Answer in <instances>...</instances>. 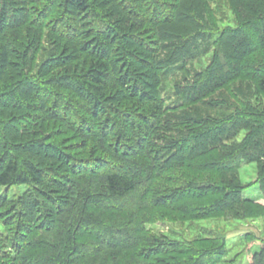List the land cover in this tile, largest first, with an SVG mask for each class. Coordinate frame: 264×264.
<instances>
[{
    "label": "trees",
    "instance_id": "1",
    "mask_svg": "<svg viewBox=\"0 0 264 264\" xmlns=\"http://www.w3.org/2000/svg\"><path fill=\"white\" fill-rule=\"evenodd\" d=\"M210 1L0 0V187L27 188L0 195L16 218L0 264L222 261V237L204 248L145 230L166 211L195 219L250 203L236 176L198 187L170 169L256 162L264 193V0H226L235 24L213 38ZM176 69L191 77L164 97ZM67 132L83 141L75 154L51 142ZM248 254L264 264V241Z\"/></svg>",
    "mask_w": 264,
    "mask_h": 264
},
{
    "label": "rangeland",
    "instance_id": "2",
    "mask_svg": "<svg viewBox=\"0 0 264 264\" xmlns=\"http://www.w3.org/2000/svg\"><path fill=\"white\" fill-rule=\"evenodd\" d=\"M207 7L209 8L207 13L211 15L210 17L208 16L209 19L207 23H209V25H206L204 30L209 33L212 38L223 27L233 26L235 24L234 13L226 0L210 1ZM45 34L47 36L46 31L43 32V35ZM47 45L48 43H46L43 38L41 46ZM41 53L42 50L37 52L33 71L41 60ZM210 54L211 53H208L202 58L188 61L185 67L189 70H200L207 64ZM184 76L188 78L191 77L188 73L180 69H176L173 73L168 74L166 78L163 79L161 85L163 96H169L175 81L183 79ZM20 90H23V88ZM167 102L171 101L167 100ZM178 110V112H182V109ZM210 112H212V114H220L217 109L213 111L211 109ZM243 134V131L239 133L237 139H241ZM53 141L51 142L68 148V153L71 154H75V150H78L76 148L83 142L81 138H77L73 132L59 135L57 139ZM48 153L51 152L49 151ZM85 154L86 151L83 155ZM185 167L186 166H183L176 170L170 169L169 171L178 175L182 182L186 180L197 182L198 187H203L208 182L217 184L222 180L233 179L236 176L238 181L242 184L241 197L245 202L248 201L250 203L239 204L231 211L218 213L216 215L201 214V217L195 219L186 217H184L186 218L184 219L182 218L183 216L178 213H169V211H166L165 214L169 215L170 219L148 223L145 230H149L156 234H164L173 239L197 240V246L204 248L210 247L217 241L214 237H222L226 241V246L223 248L224 255L222 256V261L218 264H246L249 251L254 252L258 250L259 243L264 241V193L261 191L259 183L257 182L259 171L257 163L248 161L243 162L235 173L207 171L205 169L200 170L195 167L187 169ZM169 186L176 185L172 184ZM26 190L27 188L22 185L0 187V195L15 198L23 194ZM189 202L192 205H203L207 200H190ZM181 203L184 205L187 204L186 201H182ZM5 220H8V222L5 223ZM15 220L16 218H14L13 215L7 217L2 208H0V233H8L11 235V232L16 230ZM3 244L4 242L0 240V246H3Z\"/></svg>",
    "mask_w": 264,
    "mask_h": 264
}]
</instances>
